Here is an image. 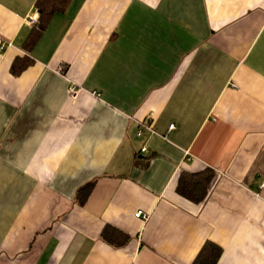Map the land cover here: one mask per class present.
<instances>
[{
    "label": "crops",
    "instance_id": "obj_1",
    "mask_svg": "<svg viewBox=\"0 0 264 264\" xmlns=\"http://www.w3.org/2000/svg\"><path fill=\"white\" fill-rule=\"evenodd\" d=\"M35 10L0 0V264H264V0Z\"/></svg>",
    "mask_w": 264,
    "mask_h": 264
},
{
    "label": "trees",
    "instance_id": "obj_2",
    "mask_svg": "<svg viewBox=\"0 0 264 264\" xmlns=\"http://www.w3.org/2000/svg\"><path fill=\"white\" fill-rule=\"evenodd\" d=\"M71 0H35V6L38 11V24L29 38V45L32 46L42 30L45 28L51 17L63 11ZM209 173L198 174H180L177 179L176 192L182 196L199 202L205 195L206 186L209 181ZM91 183L81 187L76 194V201L79 204H84L91 190ZM106 232V231H105ZM103 233V236L105 235ZM121 243L124 244L127 237L121 233ZM221 249L212 242L205 241L191 264H215L220 256Z\"/></svg>",
    "mask_w": 264,
    "mask_h": 264
},
{
    "label": "built area",
    "instance_id": "obj_3",
    "mask_svg": "<svg viewBox=\"0 0 264 264\" xmlns=\"http://www.w3.org/2000/svg\"><path fill=\"white\" fill-rule=\"evenodd\" d=\"M38 22V11L35 10L30 16L29 18L27 19V23L30 24V25H35L36 23ZM10 45V44H9ZM4 47V44L3 43H0V56H1V51H2V48ZM77 93V90L75 89V87L73 86H70L69 87V94L70 96H75ZM172 126H170L169 128H171ZM146 129L150 130V126H146ZM136 135H140V132H137ZM140 152L141 153H147V150L145 147H141L140 148ZM264 182V180H263ZM134 217L136 218H139L141 220H145L146 219V216L142 215L141 211H136L134 213Z\"/></svg>",
    "mask_w": 264,
    "mask_h": 264
}]
</instances>
